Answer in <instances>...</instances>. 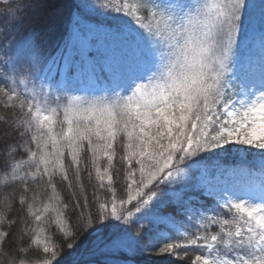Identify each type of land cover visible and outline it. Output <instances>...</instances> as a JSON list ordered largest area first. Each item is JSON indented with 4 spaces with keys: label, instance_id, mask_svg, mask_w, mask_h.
Returning <instances> with one entry per match:
<instances>
[{
    "label": "snow or ice",
    "instance_id": "obj_1",
    "mask_svg": "<svg viewBox=\"0 0 264 264\" xmlns=\"http://www.w3.org/2000/svg\"><path fill=\"white\" fill-rule=\"evenodd\" d=\"M41 6L0 0V264H264V0H76L54 52Z\"/></svg>",
    "mask_w": 264,
    "mask_h": 264
},
{
    "label": "trees",
    "instance_id": "obj_2",
    "mask_svg": "<svg viewBox=\"0 0 264 264\" xmlns=\"http://www.w3.org/2000/svg\"><path fill=\"white\" fill-rule=\"evenodd\" d=\"M46 1V6L42 9H37L36 13L30 17L28 23L25 25L27 29L34 30L39 39L42 41L44 48L48 52H54L58 46H61L67 35L69 28V19L73 11L76 0H41V5ZM54 7H57L56 11L52 15L55 27H51L49 30V21L41 26V22L48 20L50 13ZM89 198L91 199V189L87 188ZM65 202H68L69 194L67 192H61ZM94 212L95 209L93 208ZM69 216L72 219V226L75 225V217L69 212ZM199 252L195 250L189 251L190 259H187L183 264H192L195 259V255ZM169 264V257L166 255L157 256L153 254L150 260L145 261V264Z\"/></svg>",
    "mask_w": 264,
    "mask_h": 264
},
{
    "label": "bare ground",
    "instance_id": "obj_3",
    "mask_svg": "<svg viewBox=\"0 0 264 264\" xmlns=\"http://www.w3.org/2000/svg\"><path fill=\"white\" fill-rule=\"evenodd\" d=\"M46 1L42 4V6L39 8V9H42V8H44L45 6H46ZM56 9H57V7H54L53 9H52V11H51V13H50V17H48V20L46 21V20H44V21H42L41 22V26L42 25H44V24H46L48 21H49V30L51 29V27H55V25H54V20H52V15L54 14V12L56 11Z\"/></svg>",
    "mask_w": 264,
    "mask_h": 264
}]
</instances>
